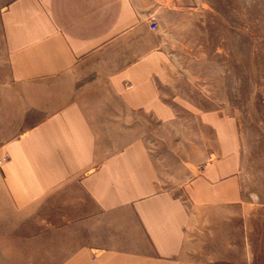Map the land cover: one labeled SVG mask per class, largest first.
<instances>
[{"label":"crops","instance_id":"obj_1","mask_svg":"<svg viewBox=\"0 0 264 264\" xmlns=\"http://www.w3.org/2000/svg\"><path fill=\"white\" fill-rule=\"evenodd\" d=\"M198 6L0 0V264H247L238 124L165 45Z\"/></svg>","mask_w":264,"mask_h":264},{"label":"rangeland","instance_id":"obj_2","mask_svg":"<svg viewBox=\"0 0 264 264\" xmlns=\"http://www.w3.org/2000/svg\"><path fill=\"white\" fill-rule=\"evenodd\" d=\"M163 27L179 87L240 131L247 264H264V0H198Z\"/></svg>","mask_w":264,"mask_h":264},{"label":"built area","instance_id":"obj_3","mask_svg":"<svg viewBox=\"0 0 264 264\" xmlns=\"http://www.w3.org/2000/svg\"><path fill=\"white\" fill-rule=\"evenodd\" d=\"M150 27H151V29L152 30H157L158 29V23H157V20H156V18L155 17H152L151 19H150ZM206 167V165H204V168ZM204 170V169H203ZM202 170V171H203Z\"/></svg>","mask_w":264,"mask_h":264}]
</instances>
